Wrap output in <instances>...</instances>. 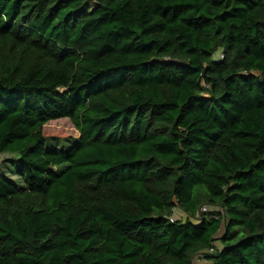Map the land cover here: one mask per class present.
<instances>
[{"label":"trees","instance_id":"obj_1","mask_svg":"<svg viewBox=\"0 0 264 264\" xmlns=\"http://www.w3.org/2000/svg\"><path fill=\"white\" fill-rule=\"evenodd\" d=\"M5 152L0 264H264V0H0Z\"/></svg>","mask_w":264,"mask_h":264},{"label":"rangeland","instance_id":"obj_2","mask_svg":"<svg viewBox=\"0 0 264 264\" xmlns=\"http://www.w3.org/2000/svg\"><path fill=\"white\" fill-rule=\"evenodd\" d=\"M45 131L47 135V148L54 146L60 148L68 147L73 143L74 139L79 136L78 131L68 120H61L59 122L51 123L45 128ZM20 167L21 163L18 153L5 152L0 156V172L7 179L11 180L17 186L22 188L25 186L18 175V170H20ZM175 216L176 218H186V215H182L180 210L175 211ZM217 246L221 247L220 242L218 241Z\"/></svg>","mask_w":264,"mask_h":264},{"label":"built area","instance_id":"obj_3","mask_svg":"<svg viewBox=\"0 0 264 264\" xmlns=\"http://www.w3.org/2000/svg\"><path fill=\"white\" fill-rule=\"evenodd\" d=\"M221 211H223L222 209H220ZM211 211V209H210V207H208V206H203L202 208H201V210L198 212V214H197V217H200V216H203V214L204 213H209ZM175 214H174V216L172 217V220L173 219H175ZM210 251L211 252H213V251H215V248H211L210 249Z\"/></svg>","mask_w":264,"mask_h":264},{"label":"crops","instance_id":"obj_4","mask_svg":"<svg viewBox=\"0 0 264 264\" xmlns=\"http://www.w3.org/2000/svg\"><path fill=\"white\" fill-rule=\"evenodd\" d=\"M181 214L183 215L182 212H181ZM195 262H196V264H204V263L207 264V262L205 260L200 259V258H197Z\"/></svg>","mask_w":264,"mask_h":264}]
</instances>
